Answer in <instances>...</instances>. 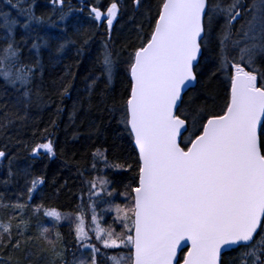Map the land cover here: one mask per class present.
Returning a JSON list of instances; mask_svg holds the SVG:
<instances>
[{
	"label": "snow or ice",
	"instance_id": "obj_1",
	"mask_svg": "<svg viewBox=\"0 0 264 264\" xmlns=\"http://www.w3.org/2000/svg\"><path fill=\"white\" fill-rule=\"evenodd\" d=\"M63 2L52 0L61 10ZM133 3L139 6L140 0ZM11 7L25 19L21 23L10 13L0 12V28L6 29L0 37L4 41L0 45V79L18 91L22 89L27 101L32 96L35 70L42 71V66L38 58L32 63L25 61L22 46L47 21L35 15L32 4L21 7V0H17ZM118 11L115 0L106 9L100 3L89 5V17L95 22L106 21L109 31ZM66 15L61 11L60 20ZM221 17L223 24L214 37L218 65L212 75L223 73L229 85L226 107L222 114L208 112L206 119L200 116L204 109H198L189 124L188 115L179 110L182 93L197 80L200 57L213 41L214 21ZM241 19L243 23L234 32ZM16 25L25 30L20 41L14 35ZM68 43L71 41L61 43L57 52ZM31 48L38 55L35 39ZM128 61L131 88L121 106V122L130 130L137 153L127 169L135 167L137 173L135 186L126 185L120 194L127 203L122 207L109 202L106 209L115 212L113 224L119 223L123 230L102 226L93 198L107 191L109 182L95 177L86 182L91 185L90 224L86 223L83 204L73 214L43 204L36 206L35 214L42 210L53 221L51 228L40 229V238L49 246L44 251L51 255L53 264L56 259L69 264L58 248L62 236L56 229L61 220L71 223L74 217V238L81 248L91 250V261L82 257L73 264H98L101 249L91 243L90 233L104 249L130 246L127 257H107L112 264H173L177 245L185 239L191 246L183 264H223L222 251L235 247L243 250L232 264H264V70L257 67L264 62V0H229L226 4L222 0H161L150 32L141 34L140 46L129 53ZM103 65L110 80L113 62L108 52ZM69 87H64L62 95ZM7 116L5 113L0 128L12 122ZM185 132L189 134L184 136ZM40 150L54 155L50 140L36 144L31 154L37 156ZM94 156L101 157L106 166L123 167L108 165L99 150ZM3 157L6 153L0 151ZM42 183L39 178L31 181L29 197ZM107 195L113 197L112 192ZM2 206L24 209L20 203ZM27 227L21 218L16 224L17 236H25ZM52 232L55 240L49 238ZM13 239L11 218L7 223L0 221V250H19L31 242L29 237L13 244ZM0 264H10V258Z\"/></svg>",
	"mask_w": 264,
	"mask_h": 264
},
{
	"label": "trees",
	"instance_id": "obj_2",
	"mask_svg": "<svg viewBox=\"0 0 264 264\" xmlns=\"http://www.w3.org/2000/svg\"><path fill=\"white\" fill-rule=\"evenodd\" d=\"M111 2L64 0L61 10L52 0H21V7L34 5L35 15L44 16L47 22L38 26L22 46L24 60L32 63L38 58L42 66V71L35 70L31 99L26 101L22 89L18 91L0 79V122L4 121L5 113L12 121L0 128V151L6 153V157L0 158V221L7 223L11 218L13 244L16 239L27 241L29 237L31 242L22 244L19 250L11 247L0 250V261L10 258V264H53L51 255L44 251L49 246L39 235L42 227H52V218L45 217L42 210L37 215L34 209L43 204L46 208L54 207L62 213L73 214L83 204L85 220L89 223L91 185L86 182L95 177L109 182L107 191L93 198L96 212L102 217L101 224L105 228L111 225L116 232L122 228L119 223L113 224L115 212L106 209L109 202L122 207L127 203L120 194L126 191V185L135 186L133 177L137 173L135 167L127 169L128 164L134 163L137 153L129 129L121 122V106L131 88L128 57L140 46L141 34L150 32L161 0H140L139 6L133 0H115L119 11L109 31L106 21L95 22L89 17V5L100 3L101 8L106 9ZM228 2L222 0L224 4ZM14 3L17 0H0V12H8L23 23L18 9L11 7ZM61 11L67 13L63 20L59 18ZM242 23L243 19L237 21L233 31ZM221 24L222 17L214 21L213 41L200 57L196 84L184 93L183 102L179 104L180 113L188 115L189 124L198 109H204L200 116L206 119L208 112L222 114L226 107L229 85L223 73L212 75L218 65L214 37ZM5 32L6 29L0 28V37ZM24 34L25 30L16 25V40L20 41ZM34 39L39 45L38 55L37 50L31 48ZM65 41L71 43L57 52L58 46ZM3 43L0 40V45ZM106 52L111 54L113 62L110 80L103 65ZM257 67L264 70V62ZM89 84H93L91 89ZM67 85H70L68 92L62 95ZM188 134L185 132L184 136ZM46 140L52 142L54 155L40 152L33 156L31 149ZM97 150L107 158L108 165L121 164L123 167L106 166L101 157L94 156ZM34 178L42 179L43 183L37 185L29 197L27 189ZM107 192H112L113 197H108ZM16 203L24 205L23 212L2 206ZM21 218L28 225L23 237L16 233V224ZM73 227L74 217L71 223L69 220L59 222L56 230L62 242L58 248L64 251V259L69 264L82 257L90 262L91 250L76 243ZM90 237L94 238V234L90 233ZM49 238L55 240V232ZM4 239L7 240L6 235ZM255 239L259 241L261 237L257 235ZM90 241L98 244L102 251L97 258L98 264H110L107 257L115 255L116 250L104 249L94 239ZM242 250L236 247L224 252L221 261L232 264ZM55 264H60V260L56 259Z\"/></svg>",
	"mask_w": 264,
	"mask_h": 264
},
{
	"label": "water",
	"instance_id": "obj_3",
	"mask_svg": "<svg viewBox=\"0 0 264 264\" xmlns=\"http://www.w3.org/2000/svg\"><path fill=\"white\" fill-rule=\"evenodd\" d=\"M129 77H130V81H131L130 73H129ZM195 84H196V81L193 82L192 86H190V87L187 88L186 90H188V89L194 87ZM186 90L182 93V96L184 95V93L186 92ZM129 131H130V130H129ZM132 139H133V138H132ZM180 140H181V137H180ZM132 143H133V146H134V142H133V141H132ZM134 148H135V147H134ZM133 234H134V233H133ZM190 246H191L190 242L187 241L186 239L180 241V243L177 245L176 256L173 258V264H176V263H177L179 253H180L183 249H186V253H187L188 248H189ZM235 248H236V247H235ZM232 249H233V248H232ZM230 250H231V249H230ZM227 251H229V250L226 249V250L222 251V254H223L224 252H227ZM186 253H185V254H186ZM222 254H221V256H222ZM184 256H185V255H184ZM183 260H184V257H183ZM183 260H182L179 264H183Z\"/></svg>",
	"mask_w": 264,
	"mask_h": 264
},
{
	"label": "rangeland",
	"instance_id": "obj_4",
	"mask_svg": "<svg viewBox=\"0 0 264 264\" xmlns=\"http://www.w3.org/2000/svg\"><path fill=\"white\" fill-rule=\"evenodd\" d=\"M113 72V71H112ZM108 76V75H107ZM111 77H112V75H111ZM109 78V77H108ZM46 141H49V140H46ZM46 141H44V142H46ZM44 142H42V143H44ZM40 152H42V153H46V152H44L43 150H40ZM47 154V153H46ZM90 212V218H89V224H90V222H91V211H89ZM87 223V222H86ZM102 226H103V224H102ZM123 229L122 228H120L119 229V231L118 232H121ZM94 234V233H93ZM90 239H94L95 241H96V238H95V235H94V238L93 237H90ZM91 243H93L92 241H91ZM100 243V242H99ZM94 244V243H93ZM97 247H98V244L96 245ZM100 246H102V244L100 243ZM129 247L130 246H128V247H125V246H123V245H121L119 248H113L114 250H116V251H114L115 252V255H112V256H125V257H127V256H129V255H131V251L129 252ZM119 249H121L120 251H119ZM124 249H126V252L124 251ZM102 252V251H101ZM110 255V256H111ZM111 261V260H110ZM110 264H112V261L110 262Z\"/></svg>",
	"mask_w": 264,
	"mask_h": 264
},
{
	"label": "flooded vegetation",
	"instance_id": "obj_5",
	"mask_svg": "<svg viewBox=\"0 0 264 264\" xmlns=\"http://www.w3.org/2000/svg\"><path fill=\"white\" fill-rule=\"evenodd\" d=\"M185 253H186V249H183V250L179 253V255H178V261H177L176 264H179V263L183 260V257H184V255H185Z\"/></svg>",
	"mask_w": 264,
	"mask_h": 264
},
{
	"label": "bare ground",
	"instance_id": "obj_6",
	"mask_svg": "<svg viewBox=\"0 0 264 264\" xmlns=\"http://www.w3.org/2000/svg\"><path fill=\"white\" fill-rule=\"evenodd\" d=\"M21 19H25V17L24 16H22V18ZM187 91V90H186Z\"/></svg>",
	"mask_w": 264,
	"mask_h": 264
}]
</instances>
